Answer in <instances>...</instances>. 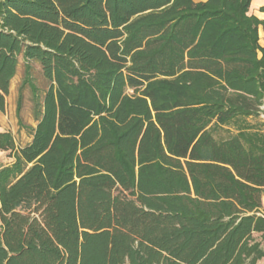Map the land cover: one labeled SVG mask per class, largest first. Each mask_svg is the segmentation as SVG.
Masks as SVG:
<instances>
[{
    "label": "trees",
    "instance_id": "1",
    "mask_svg": "<svg viewBox=\"0 0 264 264\" xmlns=\"http://www.w3.org/2000/svg\"><path fill=\"white\" fill-rule=\"evenodd\" d=\"M251 1L0 0V112L20 55L50 83L30 142L0 132V264L264 259Z\"/></svg>",
    "mask_w": 264,
    "mask_h": 264
},
{
    "label": "rangeland",
    "instance_id": "2",
    "mask_svg": "<svg viewBox=\"0 0 264 264\" xmlns=\"http://www.w3.org/2000/svg\"><path fill=\"white\" fill-rule=\"evenodd\" d=\"M49 85L41 65L34 60L27 61L20 55L17 72L7 97L6 110L0 112V132H10L17 147L30 142L32 129L36 127L41 117V104ZM129 92L132 93V90ZM247 120L251 124H264L263 117H248ZM236 130L237 124L231 123L218 128L214 135L217 138H226L230 133H236ZM13 162L14 158L9 155V151L0 150V169ZM258 264H264V261Z\"/></svg>",
    "mask_w": 264,
    "mask_h": 264
},
{
    "label": "crops",
    "instance_id": "3",
    "mask_svg": "<svg viewBox=\"0 0 264 264\" xmlns=\"http://www.w3.org/2000/svg\"><path fill=\"white\" fill-rule=\"evenodd\" d=\"M263 6H264V0H252L250 6V13L256 15L260 19H264V12L260 10L261 7ZM259 37H260V44L264 47V29L262 26L259 27ZM261 261H264V259L260 260L258 263H260Z\"/></svg>",
    "mask_w": 264,
    "mask_h": 264
},
{
    "label": "built area",
    "instance_id": "4",
    "mask_svg": "<svg viewBox=\"0 0 264 264\" xmlns=\"http://www.w3.org/2000/svg\"><path fill=\"white\" fill-rule=\"evenodd\" d=\"M262 116H264V115H262Z\"/></svg>",
    "mask_w": 264,
    "mask_h": 264
}]
</instances>
